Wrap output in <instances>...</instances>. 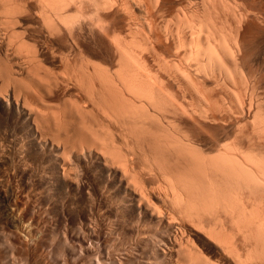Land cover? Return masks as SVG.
<instances>
[{"label": "bare ground", "instance_id": "6f19581e", "mask_svg": "<svg viewBox=\"0 0 264 264\" xmlns=\"http://www.w3.org/2000/svg\"><path fill=\"white\" fill-rule=\"evenodd\" d=\"M0 156L50 264H264V0H0Z\"/></svg>", "mask_w": 264, "mask_h": 264}, {"label": "rangeland", "instance_id": "374dc122", "mask_svg": "<svg viewBox=\"0 0 264 264\" xmlns=\"http://www.w3.org/2000/svg\"><path fill=\"white\" fill-rule=\"evenodd\" d=\"M6 143V142H5ZM5 143L3 142V144L5 145ZM4 145H3V147H4ZM7 146H9V144H7L6 143V145H5V147H4V149H6V150H4V153H7V152H10V150L11 149H9L10 148V146L8 147V149H7ZM7 151V152H6ZM1 156H2V154H1ZM1 156H0V158H1ZM3 161V159L2 160H0V219L2 220H0V222L3 224V226L6 228V230L9 232H12L11 234H12V238L13 239H11L10 238V241L12 242V245L13 244H15V246L13 245V247L15 248L14 249V251H13V254L15 253V251H16V253L14 254L16 257H18V258H15L14 257V260H15V262H17L18 263V260L20 259V258H23V260H27V262L26 261H22V259H20L24 264L26 263V264H44L45 262H47V263H45V264H50V262H51V260H53L54 258H57V257H60L59 256V252L57 253V255L54 253V251L55 252H57V250H56V245H54V246H51V247H40V245L38 244L37 245V243H36V240H37V235H35V234H37V231H33V230H35V229H33L32 231H30L29 233L28 232H26V233H24V232H22V226H24V225H28V226H30V225H39L40 224V222L39 221H41V219L39 218H37V217H35L36 215H33V216H26L25 214V210H23L22 211V209H25V203H26V197H25V195L23 196L22 194H21V192L19 191V189L17 190V182H16V180H15V178H13V177H11V175H9L8 176V169H9V167L7 166V164L5 163V162H2ZM2 164V165H1ZM5 167V168H4ZM3 172H6V173H3ZM3 174V175H2ZM7 174V175H6ZM4 176V177H3ZM7 178V179H6ZM13 180V181H12ZM2 181H3V183H2ZM16 183H15V182ZM11 182V183H10ZM13 182V183H12ZM9 183V184H8ZM15 183V184H14ZM3 184H6V185H3ZM7 184H8V186H7ZM6 186V187H5ZM10 186H12V187H10ZM15 187H16V189H15ZM9 188V189H8ZM13 188H14V190H13ZM3 190H4V192H3ZM7 190V191H6ZM12 190V191H11ZM17 191H18V193H17ZM7 194H6V193ZM10 192V193H9ZM13 192V193H12ZM12 193V194H11ZM15 193H17V194H15ZM19 194H21L20 196H19ZM6 195V196H5ZM8 195V196H7ZM5 197H6V199H7V201H6V199H5ZM10 199H9V198ZM24 198V199H23ZM14 199V200H13ZM18 199H19V201H18ZM3 201V202H2ZM1 202H2V204H1ZM7 202H9L8 204H7ZM5 204H7L8 206H6ZM12 204V205H11ZM17 206H15V205ZM3 205V206H2ZM6 207H5V206ZM24 205V206H23ZM9 206H12V207H10V209H12V211L10 212V211H8L9 209H7ZM5 207V208H4ZM18 208V209H17ZM2 209V210H1ZM5 209L7 210V212H9V214H8V216H10V214L12 213L13 214V210L15 211L14 212V214H13V216H15V213H16V216H17V219L19 220V222H18V220H14L15 222H14V225L13 226H11V224H10V220H9V217H7V215H5V213H6V211H5ZM20 210V211H19ZM19 211V212H18ZM23 213V214H22ZM25 213V214H24ZM7 214V213H6ZM12 214H11V216H12ZM3 219H2V218ZM19 217V218H18ZM11 218V217H10ZM21 218H22V220H21ZM34 218V219H33ZM6 219H7V221H6ZM27 219V220H26ZM33 219V220H32ZM38 219V220H37ZM9 220V221H8ZM35 220H36V222H35ZM20 221H21V223H20ZM5 222V223H4ZM38 222H39V224H38ZM21 224H23V225H21ZM16 225V227H14ZM21 225V226H20ZM20 227V228H19ZM8 228V229H7ZM19 228V229H18ZM17 230V231H16ZM19 230H21V231H19ZM13 231H15V234H14V232ZM22 233V236L20 235L21 233ZM17 233V234H16ZM24 233V234H23ZM28 233V234H27ZM10 234V235H11ZM33 234V235H32ZM15 235V236H14ZM26 235V236H25ZM31 236V237H30ZM21 237V238H20ZM23 237V238H22ZM19 238H20V241H23L22 239H25L26 241H27V238H29V240L28 241H31V242H29V243H26V245L27 244H29V245H27L26 246V249L29 247V251L27 250H25V246H24V244H22L21 245V247H20V244H21V242L19 241ZM35 238V239H34ZM17 239V240H16ZM24 240V241H25ZM33 240H35V241H33ZM20 243H19V242ZM25 241V242H26ZM34 242V243H33ZM32 245H31V244ZM19 245V247H17ZM21 248H23V249H21ZM33 248V249H32ZM39 249V250H38ZM42 249V250H41ZM48 249V250H47ZM53 249V250H52ZM46 250V251H45ZM50 250V251H49ZM18 251V252H17ZM19 251H21V252H19ZM30 251H31V253H30ZM51 251L53 252V254L51 253ZM1 252V251H0ZM23 252V253H22ZM28 252V253H27ZM18 253H20V256H18ZM44 253V254H43ZM48 254V255H47ZM24 257H23V256ZM32 255V256H31ZM39 255V256H38ZM51 255V256H50ZM52 255H54V257L52 256ZM0 256H1V253H0ZM49 256V257H48ZM55 256H57V257H55ZM20 257V258H19ZM41 259H40V258ZM46 258V259H45ZM47 258H49V259H47ZM30 259V260H29ZM35 259V260H34ZM29 260V261H28ZM41 260V261H40ZM48 260H50V261H48ZM22 262H19V264H21ZM33 262V263H32ZM82 262H84V264L86 263H88V260H83ZM22 263V264H23Z\"/></svg>", "mask_w": 264, "mask_h": 264}]
</instances>
